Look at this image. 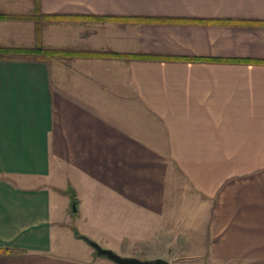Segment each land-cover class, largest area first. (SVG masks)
I'll return each mask as SVG.
<instances>
[{
	"label": "crops",
	"instance_id": "1",
	"mask_svg": "<svg viewBox=\"0 0 264 264\" xmlns=\"http://www.w3.org/2000/svg\"><path fill=\"white\" fill-rule=\"evenodd\" d=\"M0 14V264H264V0Z\"/></svg>",
	"mask_w": 264,
	"mask_h": 264
},
{
	"label": "water",
	"instance_id": "2",
	"mask_svg": "<svg viewBox=\"0 0 264 264\" xmlns=\"http://www.w3.org/2000/svg\"><path fill=\"white\" fill-rule=\"evenodd\" d=\"M81 238L93 248L95 255L108 258L115 264H170L168 260L161 257L141 259L137 257L121 256L110 249L99 246L96 242L86 236L81 235Z\"/></svg>",
	"mask_w": 264,
	"mask_h": 264
},
{
	"label": "trees",
	"instance_id": "3",
	"mask_svg": "<svg viewBox=\"0 0 264 264\" xmlns=\"http://www.w3.org/2000/svg\"><path fill=\"white\" fill-rule=\"evenodd\" d=\"M14 18H20L21 16L18 15H10ZM5 14H0V18H7L10 17ZM67 55L69 54L66 50H59V49H49L44 48L40 45H35L32 47H15V46H2L0 45V56H17V55ZM114 56H125L124 54L119 53H111ZM76 236L81 238V235L75 232Z\"/></svg>",
	"mask_w": 264,
	"mask_h": 264
},
{
	"label": "rangeland",
	"instance_id": "4",
	"mask_svg": "<svg viewBox=\"0 0 264 264\" xmlns=\"http://www.w3.org/2000/svg\"><path fill=\"white\" fill-rule=\"evenodd\" d=\"M79 242H81L82 245L85 246L84 248L91 249L89 245H87L85 242L82 241V239H81V241H79ZM103 247H105V246H103ZM105 248H106V247H105ZM75 251H80V249H76ZM118 254H119V253H118ZM120 255H121V254H120ZM122 255H123V254H122ZM142 259H144V258H142Z\"/></svg>",
	"mask_w": 264,
	"mask_h": 264
}]
</instances>
